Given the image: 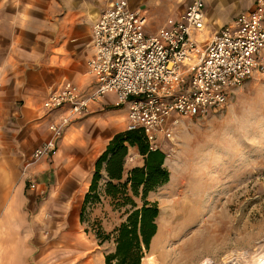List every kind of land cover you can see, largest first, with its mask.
<instances>
[{
  "label": "crops",
  "instance_id": "obj_1",
  "mask_svg": "<svg viewBox=\"0 0 264 264\" xmlns=\"http://www.w3.org/2000/svg\"><path fill=\"white\" fill-rule=\"evenodd\" d=\"M108 2L0 0V264H89L83 256L61 257L57 231L62 210L36 208L37 200H63L70 186L89 176L111 137L110 127L117 125L115 133L125 130L126 105L118 104L114 93H106L65 128L51 158L32 161L31 152L47 138L48 123L64 112L45 108L46 96L65 82L81 94L96 86L85 61L93 53L92 25ZM237 3L203 0V42L253 7V0L239 10ZM107 96L109 101L104 100ZM104 107L112 113H103ZM142 164L137 149L129 147L123 176ZM40 176L46 181H37ZM48 225L58 240L44 245Z\"/></svg>",
  "mask_w": 264,
  "mask_h": 264
},
{
  "label": "rangeland",
  "instance_id": "obj_2",
  "mask_svg": "<svg viewBox=\"0 0 264 264\" xmlns=\"http://www.w3.org/2000/svg\"><path fill=\"white\" fill-rule=\"evenodd\" d=\"M188 1L127 0L131 9L144 11L147 34L174 19ZM249 1L238 0V10ZM204 37L202 31L196 40ZM104 108L103 113H112L110 107ZM178 121L169 139H159L168 181L147 195L159 212L156 233L140 264H264V74H254L235 88L222 108ZM117 129L110 127L111 137ZM92 172L70 186L63 200L40 199L36 208L62 210L57 232L63 259L77 255L89 264H104V255L114 244L100 243L95 232L100 228L110 233L124 219L127 207H114L103 195L107 178L102 171L99 202L87 206L80 221ZM37 179L46 181L45 176ZM133 200L140 204L139 197ZM53 234L48 225L44 245L58 240Z\"/></svg>",
  "mask_w": 264,
  "mask_h": 264
},
{
  "label": "built area",
  "instance_id": "obj_3",
  "mask_svg": "<svg viewBox=\"0 0 264 264\" xmlns=\"http://www.w3.org/2000/svg\"><path fill=\"white\" fill-rule=\"evenodd\" d=\"M146 18L127 0H109L92 25V55L85 61L96 86L87 94L65 82L43 105L64 110L47 125V138L33 148L31 160L51 158L65 128L87 112L90 102L114 93L126 105L125 130L142 132L149 149L169 139L179 117H205L222 108L233 90L254 74H264V0L239 12L205 42L203 0H189L184 10L154 33Z\"/></svg>",
  "mask_w": 264,
  "mask_h": 264
},
{
  "label": "trees",
  "instance_id": "obj_4",
  "mask_svg": "<svg viewBox=\"0 0 264 264\" xmlns=\"http://www.w3.org/2000/svg\"><path fill=\"white\" fill-rule=\"evenodd\" d=\"M129 147H135L142 156V166L130 168L123 176L124 160ZM164 152L159 148L149 149L142 132L124 130L115 133L94 162L87 191L84 193L79 220L87 206L99 202V182L103 171L107 180L102 193L111 200L114 207L126 208L124 219L110 233L95 232L100 243L112 241L114 249L104 255V264H140L148 251L151 239L156 233L158 206L147 199L149 192L168 181V171L163 166ZM133 197L140 198L137 204Z\"/></svg>",
  "mask_w": 264,
  "mask_h": 264
},
{
  "label": "bare ground",
  "instance_id": "obj_5",
  "mask_svg": "<svg viewBox=\"0 0 264 264\" xmlns=\"http://www.w3.org/2000/svg\"><path fill=\"white\" fill-rule=\"evenodd\" d=\"M177 123H178V121H177Z\"/></svg>",
  "mask_w": 264,
  "mask_h": 264
}]
</instances>
